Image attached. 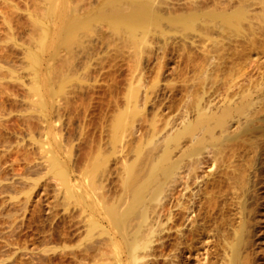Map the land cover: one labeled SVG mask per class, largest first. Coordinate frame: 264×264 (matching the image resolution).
Here are the masks:
<instances>
[{
    "label": "bare ground",
    "instance_id": "1",
    "mask_svg": "<svg viewBox=\"0 0 264 264\" xmlns=\"http://www.w3.org/2000/svg\"><path fill=\"white\" fill-rule=\"evenodd\" d=\"M31 1L24 40L18 37L19 28L13 26L15 14L20 13L18 4L15 16H4L6 5L0 11L3 23L9 27L4 38L0 27V136L8 132L14 116L23 118L31 129L27 128L31 143L28 136L19 139L39 151L36 161L32 158L35 156L26 157L24 153L26 163L31 166L34 161L38 168L53 174L66 192L65 203L74 204H65L62 209L49 207V218L40 219L43 221L37 222L33 235L24 237L22 243L15 235L24 230V217L42 209L26 205L9 210V220L4 222L9 224L8 230L0 225V241L4 240L3 234L16 238L4 240L1 246L9 253L4 256L2 251L0 264H192V259L195 264H211L209 242L193 238L207 220L219 214L221 205L225 211V200L223 204L215 203L224 192L225 181L234 179L237 199L244 193L240 185L245 181L246 169L236 165L240 150L231 145H240L242 132L261 109L263 92L258 99L247 95L239 102L217 107H202L197 94L195 116L148 146H138L130 143V138L139 134L143 109L138 88L131 87L126 106L119 109L111 124L113 143L107 150L100 145L90 162V187L98 191V203L86 198L81 184L71 183L73 152L58 133L51 135L52 117L63 113L71 101L70 94L79 93V85L73 84L80 75L79 65L98 49L110 50L112 55L108 56L122 60L137 72L145 57L153 54L155 38L166 45L178 37L193 41V36L212 40L215 32L239 34L242 21L254 18L251 3L264 5V0H240L241 5L233 8L223 5L222 0ZM2 2H9V12L14 10L10 1ZM19 49L24 54L22 65L13 56ZM19 89L22 94H17ZM56 97L61 99L56 101ZM10 101L19 106L7 109ZM36 121L41 131L38 136L32 131ZM19 139L15 144H7L9 138L0 144V175L3 157L24 143ZM133 144L135 155L130 159ZM13 160L18 162L19 158ZM4 214L1 210L0 219ZM19 216L24 219L18 224ZM246 228L247 221L243 220L222 264H247L241 251Z\"/></svg>",
    "mask_w": 264,
    "mask_h": 264
},
{
    "label": "rangeland",
    "instance_id": "2",
    "mask_svg": "<svg viewBox=\"0 0 264 264\" xmlns=\"http://www.w3.org/2000/svg\"><path fill=\"white\" fill-rule=\"evenodd\" d=\"M2 1H0V11L2 12L6 6L8 9L7 14L6 9L3 11L5 12L4 16L14 15L13 13L17 11L20 12L15 14L18 20L15 17L13 20L15 23L11 21L16 29L19 28V39L24 40L23 36L27 32L26 12L28 8H32V1L4 0L5 2L10 1L11 5L14 4V7L12 6L14 10L11 12H9L10 8L7 5L9 2L5 4ZM222 1H224L223 5L230 8L241 5L240 0ZM16 4L20 8L15 7ZM3 5L6 6L3 7ZM15 8H18L16 12ZM249 8L253 11L254 18L242 21V29L239 34L227 35L226 33L215 32L212 40L193 36L191 37L193 41H182L178 37L179 39L167 42L166 45L159 42L158 37L155 38L153 54L150 57H145L142 67L137 72L130 70L129 66L127 67L122 60L118 61L119 59L108 56V54L112 55L108 49H103L105 51L98 49L93 56L85 57V61L80 63L78 69V73L81 69L80 75L73 80V84L79 85L80 91L75 95L70 94L71 101L61 115L53 114L54 126L51 135L54 137L58 133L62 137L63 143H66L67 147L72 150L73 162L69 168L70 181L73 185L79 183L84 187V193L90 202L95 200L98 203L96 200L98 191L96 193L90 187L92 178L89 170L90 162L98 154L100 145H103L107 150L110 143H113L111 124L119 109L126 106V96L131 87L136 86L138 88L143 109L141 115H143L142 119L144 120L141 119L142 123L139 124V134L130 138V143H136L138 146H148L153 140L155 141L164 134L174 131L186 118L195 116L197 94L201 97L202 107H217L239 102L247 95L251 99H258L259 95L264 93V24L262 23L264 5L254 2ZM11 17L13 16H10V19ZM6 18L9 19V17ZM2 19L0 17L2 38H4L3 36L9 30L6 28L9 27H7L8 23L5 22V25L4 19ZM17 23L18 25H16ZM175 36L180 35L175 34ZM177 41L180 42H178L180 45H176ZM214 42L217 44L215 43V45ZM13 56L18 64L24 61V54L20 49ZM17 94H22V89L17 90ZM60 99L61 97L55 98L56 101ZM117 102L119 104H116ZM17 105L19 106V104L10 101L6 104V108L16 109ZM22 106L25 108L24 105ZM37 123L36 121L37 128L33 124L32 131L38 136L41 131L38 128L39 123ZM8 128H10L7 129L9 133L5 132L6 137L2 136L4 142L0 136L1 145L8 138L11 141L7 142L9 141L7 140V144L13 142L15 144L17 139L23 138L22 136L25 139L28 136L27 141L31 143L28 135L31 129L24 123L23 118L14 116L8 124ZM6 134L9 136L7 137ZM20 139L19 141H21ZM24 140L21 142L25 144L20 143L19 150H16L20 153L17 152V154L16 151H13V154L10 152V156L6 154L7 156L3 157L2 174L0 175V211L2 210L3 214L5 211L0 219V225L5 231L8 230L9 226V224L4 223L9 217L7 215L9 210L14 211L15 207L21 209L26 205L31 209L44 210L34 216H27L31 220H28L30 225L27 217L22 216L26 218L24 219L19 216L16 219L18 224L23 219L27 222L23 227L24 230H20L15 235L21 237V240L20 237L18 238L21 243L25 238L33 235L32 230L37 227V222L49 218L46 213L49 207L59 206L57 208L60 209L61 206L62 209L65 204L71 206L74 204V201L65 203L66 192L59 180L55 179L53 174H48L35 165L34 161L38 159L37 153L39 151L37 152L32 144L27 145L28 142ZM239 141L238 144L240 145H231V147L239 148L236 165L246 169L245 181L240 185L244 193L241 192V198L237 199L234 192V187H236L234 179L232 178L230 182L225 181L224 192L219 194L215 202L223 204L225 200V211L223 212L221 205L219 214L207 220L197 232L196 238H193L198 241L205 239L209 242L212 248L211 264H222V257H225V253L230 249V243L235 239L243 220L247 221V228L241 251L247 259V264H264V98L261 102L260 111L244 129ZM133 147L134 144L129 148L130 159H133L135 155L134 149L131 150ZM0 148L3 147L0 146ZM24 153L26 157L27 154L36 157L31 156L36 167L26 163ZM13 155L16 156L13 157ZM16 157L17 161L19 158L18 162L14 161ZM63 159L66 157L63 156ZM11 164L15 166L13 167ZM7 168L8 170H6ZM25 168L28 169L25 170ZM222 194L224 196H221ZM60 217L62 216H57V220ZM63 220L64 218L61 219L62 222ZM3 235L4 240L10 236L8 234ZM1 238L3 236L0 234ZM4 240L0 241H3V244L0 243L1 257H3L2 251L5 252L3 253L4 256L8 252L6 247H2ZM193 260H191L192 264Z\"/></svg>",
    "mask_w": 264,
    "mask_h": 264
}]
</instances>
